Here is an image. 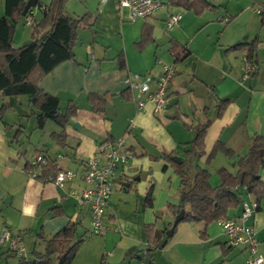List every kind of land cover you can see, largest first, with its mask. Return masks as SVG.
I'll return each mask as SVG.
<instances>
[{
    "label": "crops",
    "instance_id": "1",
    "mask_svg": "<svg viewBox=\"0 0 264 264\" xmlns=\"http://www.w3.org/2000/svg\"><path fill=\"white\" fill-rule=\"evenodd\" d=\"M39 1L42 6L50 2ZM162 2L147 18L131 22L128 20L127 7L118 6L117 0H66L65 13L73 17L87 14V24L77 28L73 46L74 59L55 65L39 79L38 86L42 91L59 98L61 113L65 112L69 104L74 109L64 127L66 144L61 146L52 139V132L62 130L55 122L58 128L49 134L58 147L67 148L71 155L68 156L67 151L61 152L59 148L51 146L42 150L36 148L34 153L45 154L55 160L57 167L79 173L85 161L93 154L95 145L123 134L128 126V119L133 117L134 125L125 138L132 157L126 164L115 169L114 188L103 216L109 229L103 235L102 249L111 250L105 253L101 251L95 264H100L101 259L105 264H140L145 259L149 264H247L249 251L246 245L229 246L227 235L218 223V218L209 223L178 222L172 234L167 236L164 246L152 249L147 247L148 241L153 240L154 243L153 235L162 232L165 235L174 218L168 208L164 209L166 203L177 205L179 202L180 177L175 171L174 162L180 164L184 159V169L190 176L198 166L206 167L209 171L219 167L227 168V162L212 169L211 161H206L217 141L223 142L233 153L229 142L239 129H244V138L249 145L254 134H264V117H252L250 105H247L244 120H239L242 107L233 102L231 97H227L229 95L218 96L214 84L209 85L210 81H207L205 73L198 71V64L203 63L200 61L208 63L206 59L199 60L201 57L195 56V67L190 70V78H186L185 70L179 68V65L194 54V49L191 47L193 41H185L181 29L185 30V25L193 13L189 10L180 13L178 23L170 28L168 34H164L165 21L170 14L179 12L182 7L170 4L168 0ZM3 13L4 0H0V16ZM43 16L42 7L37 5L31 10L30 21L27 15L22 16L14 27L13 44L20 46L29 41L34 35V26H37L36 35L45 33L49 29V21H43ZM144 24L149 25L150 36L145 43L139 44ZM171 40L187 45L190 49V53L176 63L169 51ZM239 42L232 45L222 43L223 46L229 44L224 51L243 49L245 56L247 44L235 48ZM145 47H150L153 51V56L146 60L141 57ZM163 64H174L175 67L164 110H155L148 102L142 111H135L133 91L128 90L124 82L125 76L133 72H150L155 75L160 72ZM223 68L226 69V64ZM240 70L242 71L241 66ZM194 80L203 83L215 94V99L211 97L212 101L216 100V109L212 116H209V107L205 105L203 93L197 94L191 88ZM185 86L193 93L191 102L195 104V110L198 108L201 113L196 115V123H192L190 132L187 130L186 136L182 137L168 128L167 120L171 111L167 107L177 102L178 95ZM244 91L248 92L247 89ZM254 95L255 92L251 90L248 104H251ZM92 96L96 98L92 100ZM0 98L7 106L0 118V235L3 227L7 226L10 234H21L22 243L23 237L32 236L30 245L36 246V232L42 231L45 236H50L70 220L79 221L80 226L86 218L89 222V204H77L67 195L70 188L83 187L84 184L79 178L67 181L63 188H58L51 181L52 172H43L40 166L25 169L35 155L28 156L26 149L22 150V125L12 132L13 125L6 118V114L12 112L14 119L19 115H27V118H33L34 121L32 110L29 114L26 111V107H30L28 95ZM225 98L228 102L218 114L217 104L220 99ZM185 114L189 116L188 111ZM18 120L21 124L22 118ZM207 122L203 136V153H188L197 129ZM34 128L38 129L36 126ZM55 152H58V157L53 154ZM172 156L179 157L180 161L177 162ZM166 175L170 190L166 203L154 200L151 206H147L145 196L149 188L153 189L157 180L162 184ZM212 175L210 172V183L213 180ZM171 186H175L172 192ZM246 196L248 197L243 195L242 199L251 202L253 198ZM163 211L165 213L161 214ZM241 212L240 201L236 207L228 210L225 217L240 221ZM244 223L254 228L257 253L264 257V200L260 201L258 209H253ZM146 225H153L149 233L152 239L149 240ZM41 244L38 243L39 246ZM2 246L8 250L6 255L15 254L9 250L8 240L0 242V247Z\"/></svg>",
    "mask_w": 264,
    "mask_h": 264
},
{
    "label": "trees",
    "instance_id": "2",
    "mask_svg": "<svg viewBox=\"0 0 264 264\" xmlns=\"http://www.w3.org/2000/svg\"><path fill=\"white\" fill-rule=\"evenodd\" d=\"M25 2L26 0H4V13L0 16V97L28 95L35 126L42 129L49 120L61 126L62 130L52 132L51 137L57 144L63 146L66 144L64 127L68 117L74 113V109L69 104L65 112L61 113L59 98L42 91L38 81L58 63L74 59L73 46L76 31L79 25L87 24L88 15L83 14L79 17L67 15L64 11L66 0H50L45 6L36 0V5L42 7L44 14L42 20L49 21V29L38 36L35 34L37 26H34L33 37L23 45L15 46L12 35L16 23L23 16L21 13ZM168 2L189 10L195 15H201L206 10H215L218 7L210 0H168ZM259 14L260 22L264 24V9L259 10ZM149 28V25H143L139 44L148 40ZM255 39L251 42H239L235 46L238 48L240 45L247 44L245 57L253 63H256ZM169 51L175 63L183 60L190 53L187 45L175 40H171ZM120 62L123 64L122 59ZM94 98L96 97H91L92 100ZM227 102V98L219 100L218 114ZM6 107L5 103L0 105V118ZM207 125L208 122L197 129L195 138L191 141L192 148L187 150L188 153H203V136ZM218 150H222L227 155L232 154L230 148L223 142L217 141L207 156V163ZM42 156L46 160V163L40 165L43 168L42 171H50L51 177H54L58 171L55 160L45 154ZM184 162L185 160L182 159L180 164L173 163L180 177L179 202L177 205L167 204L173 216L183 209L179 222L209 223L217 218L225 217L230 208L240 203L243 193L253 198L251 202L254 204V210L258 209L260 201L264 200V179L258 175L260 167H264V134L252 136L247 151L236 160L235 172L225 167L217 169L220 182L216 185L210 183V171L206 167L198 166L194 174L190 176L184 169ZM27 165L26 170L31 167L30 162ZM152 203L153 189L149 188L145 196V204L151 206ZM78 224H80L79 221L70 220L63 228L50 236H45L42 231L36 232V243H42L43 249L33 246L26 255L17 254L16 264H72L79 244L82 242V238H76ZM152 226H145L148 240L152 239L149 234ZM153 238L154 243H152L153 240L148 241V248L164 246L168 237L162 232L153 235ZM100 264H105L103 259Z\"/></svg>",
    "mask_w": 264,
    "mask_h": 264
},
{
    "label": "rangeland",
    "instance_id": "3",
    "mask_svg": "<svg viewBox=\"0 0 264 264\" xmlns=\"http://www.w3.org/2000/svg\"><path fill=\"white\" fill-rule=\"evenodd\" d=\"M210 2L216 4L218 6L217 9L206 10L205 13L199 16L191 14V19L189 21L187 20L188 24L186 23L185 30L181 29L185 41H193L191 47L194 49V54L186 62L181 63L179 68H183L186 73V78H190V70L195 67V62L197 60L195 56L201 57L199 60L206 59L208 63L200 61L203 63L198 64V71L205 73L207 81H210L209 85L214 84L218 96L229 95L227 97H231L233 102L242 107V112L238 119L241 121L244 120L247 113V105H250L249 109L252 117L255 119H257V117H264V24L260 22L259 14V10L264 9V0H210ZM185 10L184 8H180L179 12H177L180 14ZM129 21L132 22V20ZM169 30L170 29L165 30L164 34H168ZM254 39L256 41L257 63H254V68L252 70L244 74L243 65L246 62V57L243 52H245V50L231 49V51L225 52L224 49L229 44L223 46L222 43L227 42L232 45L237 41L251 42ZM128 54L130 55V51H128ZM152 56V49L150 47H145V50L141 53V57L146 60ZM224 64H226V69L223 68ZM240 66L242 71L240 70ZM191 88L195 89L197 94L203 93L205 105L209 107V116H212L216 109L214 105L216 100L212 101L211 97L215 99V94L197 80H194V84ZM244 89H247L248 92L245 93ZM251 90L255 92V95L253 99H251V104H248ZM192 94L191 90L185 86L178 95L177 102H173L167 107V109L169 108V111H171L169 113V119L167 120V126L170 130H173L177 136L180 135L185 137L187 130L190 132L192 123H196V115L201 113V110L198 108L195 110V104L193 105L191 102ZM20 95L27 97L26 94ZM1 103L2 101L0 98V104ZM26 105L27 104H25V106ZM164 108L161 110H164ZM31 110V106L26 107L28 114ZM63 110L64 106L62 105L61 111ZM186 111L189 112V116H186ZM6 118L10 119L9 122L13 125L12 132L16 131L19 125H22V150L26 149L28 156L35 155L36 148L42 150L49 148V146L59 148L61 152L65 150L68 156L71 155V152L67 148L63 149L58 147L49 136L52 130L58 128L54 122L50 120L47 121L44 128L39 130L34 128L35 123L33 118H27V115H19L16 117V120L12 117V112H7ZM19 118H22L21 124L18 120ZM243 130V128L239 129L232 137L231 142H229V146L234 150L232 154L227 155L222 150H218L210 159L212 169L214 166L223 165L222 163L227 162V168L235 171L236 159L238 156L244 154L249 146V142L244 138ZM14 143L16 144L15 141ZM51 151L52 149L50 148V152ZM57 153L55 152L53 154L58 157ZM67 155H64V157H67ZM233 162L234 166H232ZM173 172L176 173L175 171ZM210 172L213 174L211 183L212 181L213 185H215L214 183H219L217 169L210 170ZM258 175L261 179H264V167H260ZM214 180L216 182H214ZM168 182L169 179L167 175L164 177L162 184L160 180H157V183L153 186V202L154 200H161V202L166 203V196L170 194ZM170 189L171 192L174 191L175 186H171ZM243 195L244 197H248L245 193H243ZM166 208L167 203L164 209L166 210ZM164 213L165 211L161 214ZM76 238H82V242L79 244L76 251L72 262L73 264H95L97 263L96 257L101 255V251L105 253L111 250L102 249L103 235H97L91 232L90 221L88 222L87 218L81 226H77ZM32 239V236L23 237V244L27 251L33 247V245H30ZM36 247L40 250L43 249V245L41 244V246H39L38 242ZM2 248L3 251L0 252V264H16L18 255H6L8 250L3 246L0 247L1 250Z\"/></svg>",
    "mask_w": 264,
    "mask_h": 264
},
{
    "label": "built area",
    "instance_id": "4",
    "mask_svg": "<svg viewBox=\"0 0 264 264\" xmlns=\"http://www.w3.org/2000/svg\"><path fill=\"white\" fill-rule=\"evenodd\" d=\"M118 6H125L128 9V19H145L150 16L163 2L161 0H117ZM31 20V10L26 14ZM180 14L178 12L170 14L165 21L164 29H170L178 23ZM246 59V58H245ZM254 68V63L246 59L243 65L244 74ZM174 64H163L158 74L146 72L143 74L133 72L125 76L124 82L128 89L133 91V101L135 111H142L146 104L150 102L155 110L165 107L169 82L174 75ZM134 119H128V126L123 134L118 137L104 140L95 145L93 154L85 161L81 172L58 167V171L51 181L58 188H63L67 181L79 178L84 184L81 189L70 188L67 195L73 198L77 204L88 203L90 211L91 232L97 235H104L109 229L104 221V212L108 199L114 188L115 169L126 164L132 157V152L126 144V135L132 130ZM60 157V156H59ZM46 163L42 154L38 153L31 160L32 168ZM242 212L240 221L229 217L218 218L217 221L227 235L229 246H239L245 244L249 256L247 264H261L264 257L257 253V239L254 235V228L245 224L244 221L252 214L254 204L246 199L241 200ZM8 240L9 248L18 255H26L27 250L22 243L20 233L10 234L7 226H4L0 235V242ZM140 264H148L142 261Z\"/></svg>",
    "mask_w": 264,
    "mask_h": 264
},
{
    "label": "water",
    "instance_id": "5",
    "mask_svg": "<svg viewBox=\"0 0 264 264\" xmlns=\"http://www.w3.org/2000/svg\"><path fill=\"white\" fill-rule=\"evenodd\" d=\"M35 6H36V0H26V2H25V4H24V7H23V10H22V13H21V14H22L23 16L26 15L27 12H28L29 10H32V8L35 7ZM172 158H173L174 160H176L177 162L180 161V160H179V157H177V156H172ZM182 215H183V209H181V210H180V211L174 216L171 226L165 231V235H166V236H170V235L172 234V231H173L175 225L180 221V219L182 218ZM144 262H146V263L149 264V262H147L146 259L144 260Z\"/></svg>",
    "mask_w": 264,
    "mask_h": 264
}]
</instances>
